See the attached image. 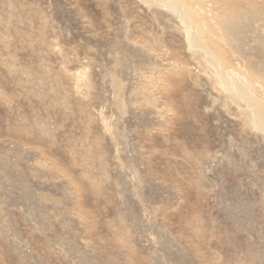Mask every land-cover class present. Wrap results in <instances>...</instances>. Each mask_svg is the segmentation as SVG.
Returning <instances> with one entry per match:
<instances>
[{
	"label": "rangeland",
	"instance_id": "374dc122",
	"mask_svg": "<svg viewBox=\"0 0 264 264\" xmlns=\"http://www.w3.org/2000/svg\"><path fill=\"white\" fill-rule=\"evenodd\" d=\"M0 264H264V0H0Z\"/></svg>",
	"mask_w": 264,
	"mask_h": 264
}]
</instances>
